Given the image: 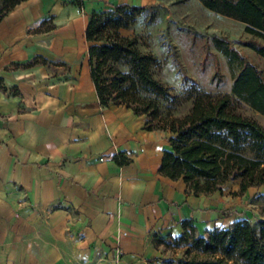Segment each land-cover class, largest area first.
<instances>
[{"label": "crops", "instance_id": "crops-1", "mask_svg": "<svg viewBox=\"0 0 264 264\" xmlns=\"http://www.w3.org/2000/svg\"><path fill=\"white\" fill-rule=\"evenodd\" d=\"M121 3L24 0L0 20V264H149L157 237L231 206L161 173L169 131L102 105L86 30Z\"/></svg>", "mask_w": 264, "mask_h": 264}, {"label": "trees", "instance_id": "trees-1", "mask_svg": "<svg viewBox=\"0 0 264 264\" xmlns=\"http://www.w3.org/2000/svg\"><path fill=\"white\" fill-rule=\"evenodd\" d=\"M24 0H6L0 20ZM204 5L245 23L250 38L241 43L264 58V0H202ZM146 5L121 3L113 9H95L86 30L91 73L103 106L126 105L146 114L145 128L169 131L170 149L164 151L160 171L182 178L196 195L221 191L232 179H240L241 192L264 185V127L237 110L229 93L202 90L194 83L179 95L155 76L161 62L153 51H144L139 37L122 33L132 27ZM217 46L230 61L240 63L232 93L264 115V70L224 39ZM217 74H222L216 71ZM192 101L184 114H176L183 102ZM121 163L128 157L115 155ZM177 241L187 245L188 259L178 264H264V219L255 225L243 216L228 226H216L204 234L193 219L183 221ZM203 255L204 257H202Z\"/></svg>", "mask_w": 264, "mask_h": 264}, {"label": "rangeland", "instance_id": "rangeland-1", "mask_svg": "<svg viewBox=\"0 0 264 264\" xmlns=\"http://www.w3.org/2000/svg\"><path fill=\"white\" fill-rule=\"evenodd\" d=\"M130 3L146 5L147 9L132 27L122 29V33L137 35L141 49L157 55L161 62L155 69L158 79L179 95L187 94L194 83L202 90L229 93L238 111L264 127V115L249 104L236 101L232 93L240 63L230 61L217 46V39H224L264 70V58L241 43L251 37L245 31L244 22L207 8L202 0H130ZM6 4V0H0V12ZM217 70L222 74L215 76ZM191 105V100L183 102L176 114H184ZM240 182L232 179L224 185L222 192L231 206L223 211L224 217L215 220L214 227L231 225L243 216L255 225L264 219V185L241 192ZM178 236L157 237V252L149 264H178L188 259L187 245L178 242Z\"/></svg>", "mask_w": 264, "mask_h": 264}, {"label": "built area", "instance_id": "built-area-1", "mask_svg": "<svg viewBox=\"0 0 264 264\" xmlns=\"http://www.w3.org/2000/svg\"><path fill=\"white\" fill-rule=\"evenodd\" d=\"M120 257H121V253L120 252H118V254H117V260H120Z\"/></svg>", "mask_w": 264, "mask_h": 264}]
</instances>
